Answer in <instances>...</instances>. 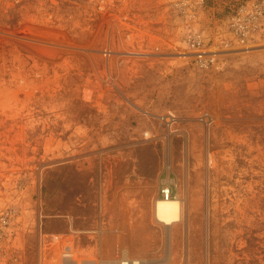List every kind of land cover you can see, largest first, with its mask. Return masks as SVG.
Instances as JSON below:
<instances>
[{
  "label": "rangeland",
  "instance_id": "1",
  "mask_svg": "<svg viewBox=\"0 0 264 264\" xmlns=\"http://www.w3.org/2000/svg\"><path fill=\"white\" fill-rule=\"evenodd\" d=\"M185 26L173 0H0V264H264V36L201 68Z\"/></svg>",
  "mask_w": 264,
  "mask_h": 264
},
{
  "label": "built area",
  "instance_id": "2",
  "mask_svg": "<svg viewBox=\"0 0 264 264\" xmlns=\"http://www.w3.org/2000/svg\"><path fill=\"white\" fill-rule=\"evenodd\" d=\"M173 4L186 22L182 46L201 68L218 65L221 50L254 45L264 36V0H237L228 5L219 22L211 29L200 26V15L207 6V0H173ZM158 197H177L174 182L164 181ZM67 247L61 254V264H66L67 252L72 264H75L77 260ZM114 261L115 264H146L143 257L127 249H121Z\"/></svg>",
  "mask_w": 264,
  "mask_h": 264
},
{
  "label": "bare ground",
  "instance_id": "3",
  "mask_svg": "<svg viewBox=\"0 0 264 264\" xmlns=\"http://www.w3.org/2000/svg\"><path fill=\"white\" fill-rule=\"evenodd\" d=\"M182 206V201L177 197L168 199L158 197L154 202V212L161 222L173 225L176 221L181 220Z\"/></svg>",
  "mask_w": 264,
  "mask_h": 264
}]
</instances>
